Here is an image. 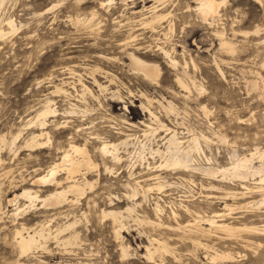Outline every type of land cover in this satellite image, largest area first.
Segmentation results:
<instances>
[{"label":"rangeland","instance_id":"rangeland-1","mask_svg":"<svg viewBox=\"0 0 264 264\" xmlns=\"http://www.w3.org/2000/svg\"><path fill=\"white\" fill-rule=\"evenodd\" d=\"M125 3L7 0L1 9L18 30L0 38V264H264V205L257 209L251 203L264 193L256 186L258 176L220 180L219 175L211 178L201 172L159 168L164 155L155 152L165 151L172 134L166 130L169 127L182 147L191 149L195 165L228 166L250 153H255L253 166L264 164V157L258 156L264 151V0H227L210 26L194 13L192 0ZM155 5L169 16L141 28L140 22ZM215 30L236 47L233 53L220 49ZM131 31L141 34V44L149 46L140 56L159 65L157 82L128 69L118 41ZM159 46L177 61L176 68L166 63ZM93 78L106 89H99ZM250 79L258 82L259 89L246 87ZM56 86L63 90L55 92ZM47 100L56 110L43 129L50 133V141L43 149L26 147L25 140L40 130L38 122L29 120ZM169 104L173 111L167 109ZM126 138V147L119 149L121 162L102 158L98 147L104 139L117 143ZM70 142L85 144L97 164L85 176L92 187L87 186L78 200L68 194L59 207L40 208L39 203L12 216L14 206L7 200L15 193L40 188L43 196L54 189L30 186V178L58 161L59 150ZM156 174L165 180V187L152 189L143 198L144 188L155 182L150 178ZM135 187L138 195L129 198ZM156 203L162 208L158 216ZM133 204L134 211L127 212ZM102 210L123 212L125 227L120 235ZM218 213L224 216L216 217L217 222L244 229L234 237L199 221ZM74 219L77 243L66 246L51 238L45 248L20 253L16 227L38 228L42 223L53 231ZM197 225L208 232L195 230ZM153 238L167 243L169 251L155 252L158 245L150 241ZM147 248L152 259L147 258ZM218 250L234 258L211 260Z\"/></svg>","mask_w":264,"mask_h":264},{"label":"bare ground","instance_id":"bare-ground-1","mask_svg":"<svg viewBox=\"0 0 264 264\" xmlns=\"http://www.w3.org/2000/svg\"><path fill=\"white\" fill-rule=\"evenodd\" d=\"M111 1H113V0H108V4ZM125 1L126 0H123L124 3H125ZM157 1H161V0H157ZM225 1L227 2V0H192V2L195 3L193 11L197 15V17L199 18V20L201 22L210 26L212 24V22H214L215 17H217L219 15V7L221 6V4H223V3L225 4L226 3ZM253 1L259 2V3L261 2V0H253ZM6 2H7V0H0V38H2L4 36L11 35L18 30L17 24L15 23V21L12 17H10V16L9 17H3L1 14V9ZM149 12L151 13L150 16L148 18L145 17L146 19H144L143 21L140 22V25H142L141 28H143L144 26L152 25L153 22H155V21L159 22L163 19H166L169 16V13H167V14H165V13L162 14V12L159 13L156 5L151 6L149 8ZM91 13H93V12H91ZM76 21H78V19ZM129 21H130V25H131V20H129ZM117 22H118V20H117ZM171 23H173L172 20H171ZM171 23L170 22L168 23L169 29L172 28L173 24H171ZM122 24H125V23H122ZM161 24H162V22H161ZM128 25H126V27ZM156 27H157V25H156ZM168 31H170V30H168ZM255 32L257 33L258 29L254 30V33ZM135 33L136 32L131 31V33L127 36V38L125 40H123L121 42L118 41L119 42L118 45H119L121 52L123 53L125 58H127V60H128V62H126V65H127L129 70L136 72V73H139L144 79L149 80V81H153V82H157L159 75H160V72H161L160 67L157 63L145 60L140 56V54L145 52V51L144 52H141V51L144 49H147V47H149V46H143L140 42V39H142V37H140L141 34H135ZM168 33H170V32H168ZM242 33L246 35V34H248V31H244ZM214 35H216L217 36L216 38H218V40H219L220 49L225 50L229 53H233L235 51L236 47L233 46L231 41L225 39L223 32L215 30ZM145 36H146V34H145ZM145 42H147V40ZM160 44H161V42H160ZM159 49H160L159 51H161V53L163 54V57L165 58L166 63L168 65L172 66L173 68L174 67L176 68L177 61L171 57L169 51L163 49L162 46L161 47L159 46ZM171 49H173V48L171 47ZM172 52H173V50H172ZM107 57H108V55H107ZM109 58H111V57H109ZM116 59L117 58L115 57L114 60H116ZM117 61L119 63H122V64L125 63V62L121 61V59H119V60L117 59ZM262 65L264 66V63ZM184 69H185V67L183 68V70ZM218 70L221 73V75H223V71L220 68H218ZM256 73L254 75H256ZM177 80L181 84V86H183L180 79L177 78ZM93 82L96 84V86L99 89H101V90L106 89V86H104L101 83H99L98 81H96L95 78H93ZM246 87L250 88V90L256 89V88H258V82L256 80H253V79L247 80ZM85 88L87 89V91L91 92L87 88V86ZM62 90H63L62 87L56 86V88H55V92H60ZM246 90H248V89H246ZM173 106L171 104L168 105L167 109L169 110V112L174 110ZM141 107L143 110L148 111L149 115L158 121L157 117L146 106L141 104ZM55 112H56V110L53 109L51 106V101L47 100L44 103V105L42 106V108L39 111H37L35 113V115L29 120L31 122V120L34 119L35 122H38V124H39L38 126H40V130L37 133L32 132L30 134L29 138L25 140L24 145L26 147L43 149L47 145V143L50 141L51 137H49L50 133H48L47 131H44L43 129L45 128V126L47 124L48 118L53 116ZM162 126H165V125H162ZM166 130L169 131L168 133L172 132V134L168 137V139L166 141L167 145L165 144L166 146L163 147V148H165V151H161V149L159 150V148L155 150L156 153H158V154L160 153V154L164 155L163 163H160L158 165L159 168H171V169L185 170V171H191V172H201L202 174L208 175L211 178H214V177L216 178L219 175V176H221L220 180H223L225 178H232V179H238V180L246 181L250 177L258 176L259 179L256 183L257 184L256 186L258 187L259 190H261V192L264 191V164L262 163L257 167L253 166L251 164V160L254 158L255 153H250L248 157L244 156L242 158H235L234 161H232L228 166L214 167V166H207V165L206 166H203V165L200 166V164L195 165V160L192 157L191 149L190 148L186 149V148L182 147V142L178 140V137L176 136L175 131L171 130L169 127L168 128L166 127ZM127 137H128V135H127ZM16 138H17V136H15L13 138V141H15ZM98 140H100V139H98ZM2 142H4L3 139H2ZM126 145H127V138L124 140H121L117 143L107 141L104 139L102 141V143L99 145L98 151L101 154L103 159L110 158V160H112L113 162H121L123 157L119 154V149L121 146L126 147ZM59 151H62V152H61V155L59 156L60 158L58 159V161H56V162L50 164L49 166H47L46 168L42 169V172L38 173L39 175H36V176L31 175L32 177L30 178V186H42V187L52 186L54 189H52L50 192H48L46 195H43V196H42V194H40V192H41L40 188L35 190V189L29 187V188H24L20 193H15L11 198H9L7 200L8 204H12L14 206L12 208L14 210L11 213L12 216L17 217V216L25 213V211H27V209H29V208L35 209L39 203H41L40 208L59 207V205H61L63 202H65L68 199L67 198L68 194L74 195L75 200H78V197L82 196L85 193V189L87 186L92 187V182H90L87 178H85V176L87 174H89L93 169H95L97 167V164L92 159L91 154H90L89 150L87 149L86 145L85 144L80 145V144L70 142V143H68L67 148H65L63 150L60 149ZM258 156L263 158L264 157V151L262 153H259ZM105 170L111 171V169L109 167H105ZM61 174L64 175L63 179H59V176ZM150 179L155 180V182H153V184L148 186L147 188H144V192L142 193L143 198H146V192H149L152 189H156L157 191H162L163 188L165 187V184H164L165 180H163V178L159 174L154 175ZM22 181H24L23 177H22ZM136 184L138 186H140L139 182H136ZM140 187H142V186H140ZM0 190H1V188H0ZM246 191L248 192V190H246ZM246 191L241 193V195H244ZM138 193L139 192H138V189L136 187L132 188L131 193H130V195H128V197L129 198L130 197L135 198L138 195ZM20 198L25 200V202L22 205H20L18 203ZM251 203H254L257 206V209H259V207L261 205H264V193H261V198L259 200L255 201V202H251ZM134 204L139 205L140 203H134ZM134 204L132 206H127L125 210L127 212L134 211V209H135ZM0 205H1V202H0ZM184 207H185V210L187 212H189L188 207L187 206H184ZM224 207L226 209H229L230 206L227 205V203H226L224 205ZM155 212H156L157 216L162 212V208L160 207V205L158 203H156V205H155ZM171 212H172V215L174 217L177 216V213L174 210H172ZM102 213L105 215L111 216L113 223L116 225L115 233L120 235L121 229H123L125 227V223L122 222V220L125 218L123 216V212L115 211V210H108V211L102 210ZM223 216H224V213H218V215L216 214V216L199 218L200 219L199 221H204L205 223H207V225H209L210 228L222 229L229 236L236 237L237 233L244 228H242L241 226H234V225H231L229 223L217 222L218 220H216L217 219L216 217H223ZM219 219L221 220V218H219ZM136 220H138L139 222L142 221L139 218H136ZM76 225H77V220L74 219L70 222H67V223L55 228L53 231H51L50 228H47L42 223L38 225L39 226L38 228L37 227L30 228L29 227L30 229L28 227H25V225L21 224L20 228H17V227L15 228V232H14V238L16 240L15 243H17V245H18L17 247L20 250V253L24 254V255L28 254V252H30L33 249L45 248L46 243L51 238L55 239L56 242L62 243L66 246L67 245H73L74 243H77L76 240L78 238V232H76V230H75ZM185 226H189V225L186 224ZM197 226L198 227H196L195 230L197 229V230L202 231V232L206 231V229L204 227H201L200 225H197ZM199 231L197 233H199ZM68 232H70L69 235L64 236L61 239V236L64 233H68ZM191 232H189V233H191ZM206 232H208V231H206ZM192 233H196V232H192ZM257 233H258V231H257ZM260 235H262V234H260ZM150 241L157 242L158 247L154 248L155 252L156 251L168 252L170 249L168 244L163 242V241H159L158 239H154V238ZM147 251H148L147 252V258L152 259L153 253H151L150 249H148V248H147ZM122 253L124 256L127 255V251L123 248V246H122ZM232 258H234V257L229 252H225V251L220 252L219 250L215 251L214 254L211 256V260H217V261H222V260L232 261L231 260ZM22 264H24V263H22Z\"/></svg>","mask_w":264,"mask_h":264}]
</instances>
